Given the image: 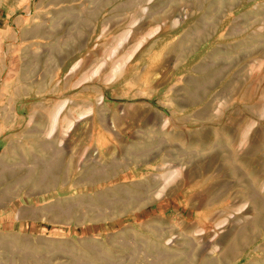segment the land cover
I'll use <instances>...</instances> for the list:
<instances>
[{
  "label": "rangeland",
  "instance_id": "obj_1",
  "mask_svg": "<svg viewBox=\"0 0 264 264\" xmlns=\"http://www.w3.org/2000/svg\"><path fill=\"white\" fill-rule=\"evenodd\" d=\"M1 26L9 259L264 264V0H0Z\"/></svg>",
  "mask_w": 264,
  "mask_h": 264
},
{
  "label": "crops",
  "instance_id": "obj_2",
  "mask_svg": "<svg viewBox=\"0 0 264 264\" xmlns=\"http://www.w3.org/2000/svg\"><path fill=\"white\" fill-rule=\"evenodd\" d=\"M3 26H1V28H0V31L2 33L5 30L3 28ZM8 26L6 25V30H7V28H9ZM5 37H7V36H5ZM5 37H3V36L0 37V51H2L1 55H0L1 60H7L8 59V54H7L8 52L6 49H4V45L5 44L7 45V43H8V37L7 38H5ZM1 106H3V103L0 104V107ZM8 122H9V118L7 116L6 117H3V116L0 117V123H8ZM8 250H9V247H8L7 243L5 245L0 244V253H1L0 264H27L23 259H19V258L9 259ZM28 264H41V261L40 260H32V261L28 262Z\"/></svg>",
  "mask_w": 264,
  "mask_h": 264
}]
</instances>
